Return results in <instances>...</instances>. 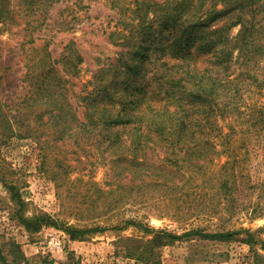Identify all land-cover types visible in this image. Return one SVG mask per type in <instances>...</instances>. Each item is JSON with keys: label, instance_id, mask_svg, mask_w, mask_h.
<instances>
[{"label": "rangeland", "instance_id": "rangeland-1", "mask_svg": "<svg viewBox=\"0 0 264 264\" xmlns=\"http://www.w3.org/2000/svg\"><path fill=\"white\" fill-rule=\"evenodd\" d=\"M162 1L60 0L44 11L38 30L25 32L16 1L0 0V246L10 261L21 252V264H137L126 257L124 247L135 248L129 240L151 236L132 225L121 229L127 220L177 235L197 228L203 233L251 229L255 239L264 241V197L261 189L251 188L264 184V56L257 83L232 98L218 97L211 138L215 153L201 170L187 171L183 150L170 145L128 153L129 159H141L145 152L155 163L185 166L181 185L167 194L142 193L133 185L119 188L111 173L114 158L86 141L75 145L57 136L46 117L39 120L38 103L29 100L39 92L30 77L51 66L73 84L69 95L79 93L81 85L91 89L93 74L128 42L143 50L145 40L151 41L147 29L155 17L148 7ZM199 64L207 66V57ZM232 171L238 190L225 196L219 184ZM196 184L199 190L193 192ZM143 195L148 201L141 200ZM44 214L56 227L31 232L21 222ZM72 227L105 230L72 241L66 231ZM242 238L243 233L228 242L182 238L159 247L160 262L252 264V249L264 264L261 245L251 248Z\"/></svg>", "mask_w": 264, "mask_h": 264}, {"label": "trees", "instance_id": "trees-1", "mask_svg": "<svg viewBox=\"0 0 264 264\" xmlns=\"http://www.w3.org/2000/svg\"><path fill=\"white\" fill-rule=\"evenodd\" d=\"M15 1L26 32L38 30L44 11L60 0ZM148 8L155 17L147 29L151 41L145 40L148 43L142 45L143 50L136 42H128L117 57L93 74L91 89L81 85L79 93L69 95L73 84L52 66L47 72L26 77L38 85L39 92L29 100L38 103L39 120L46 117V125L54 128L57 136L73 140L75 145L86 141L103 148L114 158L111 173L119 188L133 185L142 193L150 190L167 194L179 188L187 171L201 170L202 164L212 161L215 144L211 138L220 110L218 97L232 98L259 80L264 56V0H163ZM234 28L238 31L233 35ZM34 38L32 33L29 42ZM204 57L208 65L201 67ZM166 145L183 150L187 171L185 166L150 161L145 152L141 159L128 158L130 151ZM234 174L225 173L219 184L221 194L231 196L238 190ZM251 188L261 189L260 197H264L263 183ZM195 190H199L198 184L192 187ZM229 202L234 206L233 197ZM21 222L31 232L44 225L56 227L48 214L22 218ZM130 225L151 236L129 240L136 242L135 248L124 247L126 257L137 264H161L159 247L191 236L228 242L243 233L245 238L240 240L251 248L259 243L264 251V241L255 239L251 229L203 233L197 228L177 235L134 220L125 221L120 228ZM104 230L66 229L72 241ZM9 246L19 248L13 243ZM251 252L255 258L252 264H263L262 256L252 249ZM24 260L18 252L10 261L0 246V264H21Z\"/></svg>", "mask_w": 264, "mask_h": 264}]
</instances>
